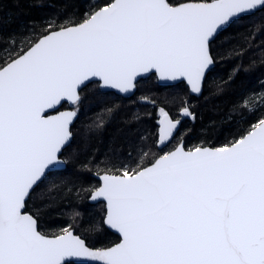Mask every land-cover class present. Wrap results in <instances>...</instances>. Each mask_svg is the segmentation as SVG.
I'll list each match as a JSON object with an SVG mask.
<instances>
[{
	"label": "snow or ice",
	"instance_id": "6c2138e0",
	"mask_svg": "<svg viewBox=\"0 0 264 264\" xmlns=\"http://www.w3.org/2000/svg\"><path fill=\"white\" fill-rule=\"evenodd\" d=\"M258 7L264 0H107L79 21L10 37L0 49V264H264V118L222 147L181 141L105 171L91 199L106 202L103 223L120 236L111 247H90L71 226L44 234L26 210L72 137L77 113L49 111L78 104L93 79L129 93L153 71L200 93L215 35ZM159 111L167 146L180 121Z\"/></svg>",
	"mask_w": 264,
	"mask_h": 264
},
{
	"label": "trees",
	"instance_id": "16d2710c",
	"mask_svg": "<svg viewBox=\"0 0 264 264\" xmlns=\"http://www.w3.org/2000/svg\"><path fill=\"white\" fill-rule=\"evenodd\" d=\"M187 1L205 2L174 0ZM105 2L0 0V49L7 46L10 37L19 40L31 36L33 30L39 34L50 21H79ZM210 53L215 65L199 96L191 95L183 82L159 86L154 76L140 79L134 95L128 98L101 92L97 84L81 90L78 118L71 127L73 138L61 154L65 167L49 173L27 202L26 210L38 219L44 234H59L71 226L90 247L118 242V236L103 225V204L88 201L98 186L93 175L116 172L122 165L136 167L142 153L151 152L152 160L178 139L186 149L222 147L264 118V8L221 31L211 42ZM169 102L177 107L185 102L191 115L180 122L178 136L162 150L156 145V110L170 107ZM146 157L144 162L149 161Z\"/></svg>",
	"mask_w": 264,
	"mask_h": 264
},
{
	"label": "water",
	"instance_id": "95a60500",
	"mask_svg": "<svg viewBox=\"0 0 264 264\" xmlns=\"http://www.w3.org/2000/svg\"><path fill=\"white\" fill-rule=\"evenodd\" d=\"M194 2H203V1H194ZM181 3H192V1L181 2ZM261 9H263V8L258 7L256 10H253V11H251V12H248V13L242 14V15L238 16L237 18H234V20L239 19V18H241V17H243V16L253 15V14H255L256 12H258L259 10H261ZM234 20H233V21H234ZM233 21H232V22H233ZM232 22H231V23H232ZM231 23H229L228 25L222 27V28L218 31V33L215 35V38H216V36H217L221 31H223L224 29H226ZM215 38H214L212 41H214ZM210 54H211V53H210ZM211 57H212V56H211ZM212 59H213V58H212ZM214 64H215V63H214V60H213V63L209 66L208 69L205 70V75H204V78L202 79V84H201V92H202V86H203V83H204L205 77H206V75L211 71V69L214 67ZM150 75H154V76L156 77L157 83H158L160 86H163V87H165V86H172V85H177V84L183 82V83L185 84V86L188 88V90H189V92H190L191 95H193V96H199V95L201 94V92H200V93H194V92H192V91H191V86L187 83V80L184 79V78H178L176 81H171V80H161V79H159L158 76L154 73V71H153L152 73H145V74H142V76L138 78L137 82H138L140 79H145V78L149 77ZM92 82H97V80H96V79H93V80H91L90 82H87L86 86H87L88 84L92 83ZM84 87H85V86H84ZM84 87H82V88H84ZM82 88H81V89H82ZM81 89H80V90H81ZM99 89H100V91H102V92H113V93H115V94H117V95H119V96H122V97H124V98H128V97L132 96V95L135 93V91H136V88H135L134 90L130 91L129 93H121V92H119V91L116 90V89H112V88H109V87H101L100 85H99ZM80 90H79V92H80ZM73 104H74V103H72V102H70V101H65V102H63L61 105L57 106V108H56L55 111H49V112H48V115H50V116H55V115H58V114L63 113V112H71V111H75L74 109L71 108ZM64 105H67L68 107L64 108ZM62 106H63V108H62ZM75 112H76V111H75ZM76 119H77V115L73 118V121H72V123H71L70 126H69V127H70V131H71V127H72V125L75 123ZM173 121H175V120H173ZM158 130H159V129H158ZM176 131H177V130H176ZM71 133H72V132H71ZM175 133H176V132H175ZM174 135H175V134H174ZM72 138H73V136L71 137L70 142H68V143L63 147L61 153L59 154V162H58L57 164H55L54 166H51V167L46 171L45 177H46L49 173H51V172H53V171L61 170V169H63V168L65 167V161H64L63 158L61 157V154H62L63 150H64V149H65V148L71 143ZM157 145H158L160 148L165 147V146H161V145H159V143H158V139H157ZM204 147H210V146H204ZM212 148H218V147H212ZM172 150H173V149H172ZM103 174H104V173H103ZM103 174L94 175V177L98 180V183H99L98 187L100 186V184H101V182H102L100 177H101ZM45 177H44V178H45ZM44 178H43V179H44ZM94 192H95V189L90 193V195H89V197H88V201H89V203H91V204H97V203H102V204H104V211H105V214H104V217H103V221H104V218H105V215H106V202L103 201L102 199L92 200L91 197H92V195H94ZM29 214H30V213H29ZM103 225H104V227H105L107 230H109L110 232H112L113 234H115L116 236H118V238H119V240H120V236H119V234H118L114 229H111L109 226H107V225L104 224V223H103ZM70 230H71V229H70ZM116 243H119V241L116 242ZM114 244H115V243H114ZM114 244H112V245H110V246H108V247H111V246H113ZM103 248H107V247H103Z\"/></svg>",
	"mask_w": 264,
	"mask_h": 264
},
{
	"label": "rangeland",
	"instance_id": "374dc122",
	"mask_svg": "<svg viewBox=\"0 0 264 264\" xmlns=\"http://www.w3.org/2000/svg\"><path fill=\"white\" fill-rule=\"evenodd\" d=\"M192 2H194V1H192ZM257 13V12H256ZM243 17H245V16H243ZM242 18V17H241ZM241 18H239V19H241ZM239 19H236V20H239ZM236 20H234L233 22H235ZM232 22V23H233ZM231 23V24H232ZM215 65V64H214ZM156 81V80H155ZM153 84H154V81L152 82ZM155 83H157V82H155ZM157 85H158V83H157ZM141 98H140V101H141V103H145V101H144V99L142 98V96H140ZM168 106H170V107H167V108H164L167 112H169V115H170V117L174 120V119H176V120H179V121H183V119L185 118L184 116V114L182 115V109L184 108V107H188L187 105H186V103L184 102L183 103V105L182 106H180V107H177L176 105H174V104H171L170 102H169V105ZM75 108V107H74ZM161 108H163V107H161ZM76 109V108H75ZM159 109L160 108H158L156 111H157V116H160V111H159ZM77 110V109H76ZM178 134V133H177ZM178 136V135H177ZM165 153V152H164ZM147 154V159L151 156V152H147L146 153ZM154 156V155H153ZM64 160V159H63ZM96 189V188H95ZM104 206V205H103ZM104 214H105V211H104V213H103V217H104ZM103 221V220H102Z\"/></svg>",
	"mask_w": 264,
	"mask_h": 264
},
{
	"label": "flooded vegetation",
	"instance_id": "af4514ba",
	"mask_svg": "<svg viewBox=\"0 0 264 264\" xmlns=\"http://www.w3.org/2000/svg\"><path fill=\"white\" fill-rule=\"evenodd\" d=\"M150 76H154V75H150ZM150 76H149V77H150ZM149 77H147V78H149ZM154 77H155V76H154ZM145 79H146V78H145ZM141 80H144V79H141ZM141 80H140V81H141ZM155 80H156V77H155ZM156 82H157V80H156ZM90 84H97V86H98V88H99V84H98V82H92V83H90ZM88 85H89V84H88ZM158 85H159V84H158ZM159 86H160V85H159ZM85 87H86V86H85ZM85 87H84V88H85ZM136 88H137V87H136ZM82 89H83V88H82ZM82 89H81V90H82ZM81 90H80V92H81ZM99 90H100V89H99ZM80 92H79V95H80ZM101 92H102V91H101ZM109 93H113V92H109ZM113 94H115V93H113ZM115 95H117V94H115ZM133 95H134V94H133ZM133 95H132V96H133ZM117 96H119V95H117ZM119 97H122V96H119ZM130 97H131V96H130ZM122 98H124V97H122ZM78 104H79V103H78ZM78 104H73L72 107H71L72 109H74V110L76 111V113H77V118H78V111H79ZM66 107H68V106H65L64 108H66ZM74 107H75L77 110H76ZM182 115H183V112H182ZM184 117H186V116H184ZM159 118H160V116H158L157 124H159ZM174 120L176 121V119H174ZM180 122H181V121H180ZM178 128H179V127H178ZM177 131H178V129H177ZM177 131H176L174 137L172 138L171 142L173 141V139H176V136H177V133H178ZM157 134H158V128H157ZM157 139H158V138H157ZM157 139H156V145H157ZM181 141L183 142V140H181V139H178L177 141H175L174 143H176V144H175L172 148H170L168 151H171L172 149H174V148L178 145V143H180ZM171 142H170V143H171ZM170 143H168L167 146L162 147V148H160V147L157 145V148L163 150V149L169 147L168 145H170ZM183 145H184V142H183ZM184 147H185V146H184ZM185 149H186V147H185ZM186 150H187V149H186ZM168 151H167V152H168ZM162 155H163V154H162ZM157 157H158V156H157ZM151 158H152V155L150 156L149 161H151V160H150ZM154 158H156V156L153 157V159H154ZM153 159H152V160H153ZM104 172H105V171H104ZM104 172H101V173H99V174H103ZM99 174H95V175H99ZM93 176H94V175H93ZM98 185H99V183H98ZM97 187H98V186H97ZM103 205H104V204H103Z\"/></svg>",
	"mask_w": 264,
	"mask_h": 264
}]
</instances>
